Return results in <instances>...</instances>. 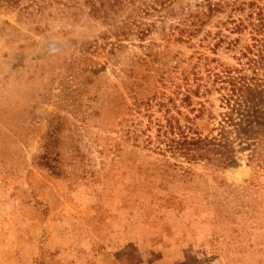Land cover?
Here are the masks:
<instances>
[{
  "label": "rangeland",
  "instance_id": "obj_1",
  "mask_svg": "<svg viewBox=\"0 0 264 264\" xmlns=\"http://www.w3.org/2000/svg\"><path fill=\"white\" fill-rule=\"evenodd\" d=\"M260 50L264 0H0V264H264ZM253 70L260 119L247 140L224 123L229 167L146 144L169 98L216 135L227 76ZM56 115L53 175L35 160Z\"/></svg>",
  "mask_w": 264,
  "mask_h": 264
},
{
  "label": "trees",
  "instance_id": "obj_2",
  "mask_svg": "<svg viewBox=\"0 0 264 264\" xmlns=\"http://www.w3.org/2000/svg\"><path fill=\"white\" fill-rule=\"evenodd\" d=\"M208 6L211 10L212 6H219V4L208 2ZM261 51L260 53L264 50ZM255 70L252 71V77L244 75L227 76V86H224L226 94L223 99L226 105L230 107V111L223 113L218 127L219 131L216 135L202 136L196 127L193 126L194 118L188 115L183 116L185 122L182 123L179 117L172 112L175 109L176 113L181 115V111L177 108L178 105L174 99L169 98L167 102L164 100L157 102L161 109L160 111L163 112L160 117L155 118V121L150 118L148 126L151 127L150 124L153 123L156 133L154 136L147 135L146 144H149V147L157 150L163 156L167 155L168 157L174 158L175 163L166 162L169 166L183 167V162L192 164L198 161H204L215 168L229 167L233 163L234 150L231 143L227 140L228 131L224 123L227 121H230V123L233 122L234 111L237 112V115L245 117L248 122V130L241 132L247 136L245 137L246 140L250 138L255 139L254 136L250 137L252 135L250 133H253L251 123L257 124L258 119H260L257 116L259 112L256 111V108L261 95L256 78L257 71ZM186 91V93H182L184 95L180 98V101L189 107L192 101L190 95L192 90L188 88ZM242 106H244L243 109L241 108ZM64 122L65 117L61 115L49 118L45 135L43 136L42 151L35 160L38 166L45 168L53 175H57L60 172V168H58V163L60 162L59 147L62 143L59 137L65 130L63 127ZM234 124L238 127L241 125V123ZM184 171L188 172L186 169Z\"/></svg>",
  "mask_w": 264,
  "mask_h": 264
}]
</instances>
